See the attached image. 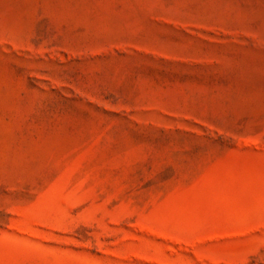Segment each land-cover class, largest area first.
I'll return each mask as SVG.
<instances>
[{"label": "rangeland", "instance_id": "rangeland-1", "mask_svg": "<svg viewBox=\"0 0 264 264\" xmlns=\"http://www.w3.org/2000/svg\"><path fill=\"white\" fill-rule=\"evenodd\" d=\"M0 264H264V0H0Z\"/></svg>", "mask_w": 264, "mask_h": 264}]
</instances>
